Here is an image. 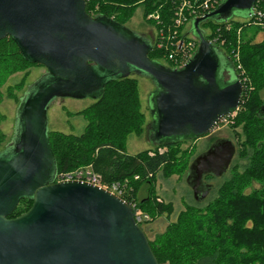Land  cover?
Wrapping results in <instances>:
<instances>
[{"label": "water", "instance_id": "obj_1", "mask_svg": "<svg viewBox=\"0 0 264 264\" xmlns=\"http://www.w3.org/2000/svg\"><path fill=\"white\" fill-rule=\"evenodd\" d=\"M257 1L222 0L194 19L199 47L172 69L150 59L152 44L138 33L89 15L86 0H0V41L11 38L23 57L47 70L23 98L14 143L0 154V264H159L129 203L86 182L55 180L48 107L58 98L98 99L107 83L145 75L160 88L149 143L210 134L239 108L244 86L202 24L227 22L233 11L250 18ZM235 153L234 142L220 138L192 161L186 182L197 201L211 189L205 177L223 176ZM25 199L31 208L10 218Z\"/></svg>", "mask_w": 264, "mask_h": 264}, {"label": "trees", "instance_id": "obj_2", "mask_svg": "<svg viewBox=\"0 0 264 264\" xmlns=\"http://www.w3.org/2000/svg\"><path fill=\"white\" fill-rule=\"evenodd\" d=\"M174 5L173 0H86V11L93 18L111 20L128 28L126 23L142 6L143 19L152 37L150 59L175 69L166 59V52L157 46L160 31L166 32L172 26ZM155 11L160 13V23L147 19ZM259 23L264 24V0L256 2L253 15L245 21L208 20L202 24L209 29L205 38L229 58L244 86L228 137L234 142L236 153L223 176L205 177L214 186L205 205L202 203L208 198L199 203L193 197V204L186 205L162 234L153 240L147 236L159 264H264V39L256 41V34L250 39L246 37L247 31ZM260 30L264 31V26L256 27L257 32ZM181 34L193 40L198 49L196 38L183 33V29ZM37 65L41 64L23 57L11 38L0 41V104L6 86L8 97L21 104L27 92L20 99L14 93L24 87L29 74L25 71ZM18 74H24L22 79L13 86L7 85ZM77 115L87 122L82 134L48 130L55 156V180L79 167H92L108 186L119 183L123 188L121 198L142 210L151 221L174 213V205L157 194L159 175L164 179L175 175L185 179L192 161L219 139L210 137L199 153L183 149V143L189 140H181L152 144L151 149L129 155L128 137L142 136L145 124L139 83L133 75L107 83L102 96ZM5 137L0 133V154L10 144L2 146ZM217 180H221L218 186ZM255 182L261 188L246 193ZM32 203V199L22 200L10 218L28 211ZM149 222L145 219L140 222L145 233L144 225Z\"/></svg>", "mask_w": 264, "mask_h": 264}, {"label": "rangeland", "instance_id": "obj_3", "mask_svg": "<svg viewBox=\"0 0 264 264\" xmlns=\"http://www.w3.org/2000/svg\"><path fill=\"white\" fill-rule=\"evenodd\" d=\"M243 13V14H242ZM232 18L230 20L245 21L248 18L240 15H246L244 12L233 11ZM260 24V23H259ZM126 26L133 32L147 33L150 31V28L146 25L143 19V8L142 6L137 8L133 17L126 23ZM264 24L259 26L255 25L249 29L246 33L247 38L253 37L255 34V40L260 42L264 39V31H256V27H263ZM208 26H204V33H208ZM186 31L190 34L191 37L195 38L193 35V22L186 26ZM257 32V33H256ZM163 66L170 68L167 63H161ZM25 72H28V77L26 78L25 85L20 91H16L14 94L17 98H22L24 94L37 82H39L44 75H46L47 70L43 65L31 66ZM24 73V72H23ZM24 74H18L15 78H10L7 85L12 83V86L17 84L23 77ZM134 78L138 80L139 83V93L141 98L142 111L145 114V124L143 135L138 137L131 135L127 139V153L129 155H135L141 151L151 149L152 144L149 143V136L147 137V128L152 125V128L156 129V110L153 101L160 92V88L157 86L155 81L145 75H136L132 74ZM247 80V76L245 75ZM223 85V82H221ZM36 86L31 88L29 91L34 90ZM7 86L3 89L5 94L2 103L0 104V113L3 115V120L0 122V133H3L6 137L2 144L6 145L8 143L9 147H12L14 143V138L16 137V128H17V118L20 116V105L18 100L14 98H9L6 92ZM96 99L93 98H82V99H73V98H58L54 100L48 107V130L62 132L69 135H80L84 132L87 122L81 116H78L77 113L83 111L84 109L90 107ZM151 100V101H150ZM236 116V114H235ZM235 116L228 119L227 123L220 124L215 127V129L208 135L201 137L197 140H189L183 143V149L189 151H194V153H199L204 150L207 140L210 137L217 138H228L231 135L232 128H230L235 123ZM152 130V129H151ZM152 133V132H151ZM154 140V139H153ZM164 151V150H163ZM152 154V153H151ZM79 167L73 171L84 168ZM89 167V166H87ZM221 180H217L215 185H219ZM211 185V184H209ZM214 186L211 185V189L208 195L199 201H205L213 190ZM261 188L259 183H253L246 189V193H250L255 189ZM157 194L164 202H171L174 205V213L170 217L163 215L158 217L156 220L151 221L149 216H145L144 212L141 210V214L144 215L145 221H150L148 224L144 225L147 236L153 240L156 235L162 234L170 222L175 221L178 214L185 210L186 205L193 204V191L188 185L185 179H180L179 176L175 175L169 179H164L160 174L158 177V182L156 184ZM210 198V197H209ZM209 198L202 204H206ZM203 205V206H204Z\"/></svg>", "mask_w": 264, "mask_h": 264}, {"label": "built area", "instance_id": "obj_4", "mask_svg": "<svg viewBox=\"0 0 264 264\" xmlns=\"http://www.w3.org/2000/svg\"><path fill=\"white\" fill-rule=\"evenodd\" d=\"M174 19L172 26L165 32L160 31L157 46L166 52V59L173 63L176 68H182L188 61L193 57L197 51V44L187 38L181 37V31L187 33L186 26L188 23L193 22L194 19L204 17L211 11L215 10L222 2V0H173ZM259 16L262 13L257 12ZM147 19L150 21H156L160 23L161 16L159 11L151 12L148 14ZM190 35V34H189ZM194 39L193 37H191ZM236 112L231 115L223 117L218 125L227 123L228 119L234 117ZM217 125V126H218ZM81 181L91 185L106 189L111 193L119 196L123 194V188L119 183H113L107 185L104 183L103 178L100 174L96 173L92 167H84L73 172L61 174L57 181ZM131 205V204H130ZM136 210V218L140 222L146 217L136 209L135 205H131Z\"/></svg>", "mask_w": 264, "mask_h": 264}, {"label": "flooded vegetation", "instance_id": "obj_5", "mask_svg": "<svg viewBox=\"0 0 264 264\" xmlns=\"http://www.w3.org/2000/svg\"><path fill=\"white\" fill-rule=\"evenodd\" d=\"M201 28L204 30L203 26ZM138 35L141 36L142 39H144V40H146L152 44V37H151L150 31H148L147 33L140 32V33H138Z\"/></svg>", "mask_w": 264, "mask_h": 264}]
</instances>
